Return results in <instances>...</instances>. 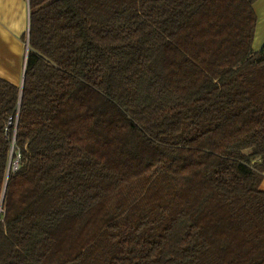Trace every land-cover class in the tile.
<instances>
[{"label":"trees","instance_id":"1","mask_svg":"<svg viewBox=\"0 0 264 264\" xmlns=\"http://www.w3.org/2000/svg\"><path fill=\"white\" fill-rule=\"evenodd\" d=\"M257 1L27 0L0 264H264Z\"/></svg>","mask_w":264,"mask_h":264},{"label":"crops","instance_id":"2","mask_svg":"<svg viewBox=\"0 0 264 264\" xmlns=\"http://www.w3.org/2000/svg\"><path fill=\"white\" fill-rule=\"evenodd\" d=\"M252 49L264 47V0H258ZM27 0H0V79L19 88L23 82L28 37ZM259 190L264 192V179Z\"/></svg>","mask_w":264,"mask_h":264},{"label":"water","instance_id":"3","mask_svg":"<svg viewBox=\"0 0 264 264\" xmlns=\"http://www.w3.org/2000/svg\"><path fill=\"white\" fill-rule=\"evenodd\" d=\"M19 89H20V91H21V89H22V84H21V86L19 87Z\"/></svg>","mask_w":264,"mask_h":264},{"label":"rangeland","instance_id":"4","mask_svg":"<svg viewBox=\"0 0 264 264\" xmlns=\"http://www.w3.org/2000/svg\"><path fill=\"white\" fill-rule=\"evenodd\" d=\"M14 165V168L16 167V164H13Z\"/></svg>","mask_w":264,"mask_h":264}]
</instances>
